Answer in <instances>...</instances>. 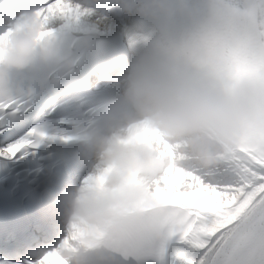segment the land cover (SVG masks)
<instances>
[{
	"label": "clouds",
	"instance_id": "1",
	"mask_svg": "<svg viewBox=\"0 0 264 264\" xmlns=\"http://www.w3.org/2000/svg\"><path fill=\"white\" fill-rule=\"evenodd\" d=\"M115 2L153 25L155 32L117 74L119 93L107 108L90 123L72 122V137L98 162L94 177H102L103 183L94 178L45 191L50 217L64 224L66 237L75 229L85 241L59 243L66 264H121L117 253L130 237L147 232L166 239L169 231L162 218L167 210L154 191L159 170L155 138L178 148L185 166L207 169L236 149L253 115L241 105L230 71L217 67L205 49L188 46L197 32L185 33L178 43L169 37L174 11L203 15L207 21L218 5L228 7V0ZM38 12H22L3 33L0 66L23 70L38 49L53 51L52 38H46L52 29ZM49 250H30L20 264H29L28 255L36 260Z\"/></svg>",
	"mask_w": 264,
	"mask_h": 264
},
{
	"label": "snow or ice",
	"instance_id": "2",
	"mask_svg": "<svg viewBox=\"0 0 264 264\" xmlns=\"http://www.w3.org/2000/svg\"><path fill=\"white\" fill-rule=\"evenodd\" d=\"M228 2V7H216L188 46L205 49L217 67L230 71L241 105L253 115L236 149L207 169L185 166L178 148L155 138L159 170L154 191L167 210L162 223L169 234L181 233L199 250L198 264H264V0ZM81 14L73 0H50L38 12L47 27L57 18ZM53 35L52 29L46 38ZM6 37L0 35V42ZM27 107L10 95L0 77V158L23 160L43 137L37 127L25 131L19 126ZM95 179L103 183L102 177ZM150 239L141 232L127 245L144 246ZM81 242L72 229L61 243ZM0 264L16 262L0 258ZM29 264L66 261L56 246Z\"/></svg>",
	"mask_w": 264,
	"mask_h": 264
},
{
	"label": "bare ground",
	"instance_id": "3",
	"mask_svg": "<svg viewBox=\"0 0 264 264\" xmlns=\"http://www.w3.org/2000/svg\"><path fill=\"white\" fill-rule=\"evenodd\" d=\"M110 23L105 24L101 22L99 19L90 16L86 11L82 10V14L79 18H57L50 22L49 27L53 29V31H57L58 29L64 30H73L75 32L81 30H103L107 32H129L130 37L135 38V42L139 43V45L135 48V53L138 52L144 45L146 38L155 32L154 26L148 22L142 23L139 20V16L135 14L124 15L118 19L116 22L113 21L112 18L109 19ZM199 17L194 13H188L185 11L176 10L173 12L172 21L173 25L170 29L169 37L173 42H180L185 33L188 32H197L199 31L198 25ZM148 26L147 29L145 27ZM98 162L95 161V165L92 170L86 176L84 183H86L90 179H94L93 170L96 167ZM83 183V184H84ZM179 247V254H181V260L176 257L177 248ZM178 247H173L172 252L173 260L171 264H198L200 258L199 250L187 239Z\"/></svg>",
	"mask_w": 264,
	"mask_h": 264
}]
</instances>
